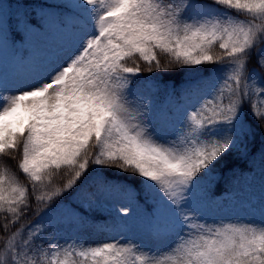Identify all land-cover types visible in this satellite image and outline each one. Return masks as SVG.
<instances>
[{"label":"snow or ice","instance_id":"obj_1","mask_svg":"<svg viewBox=\"0 0 264 264\" xmlns=\"http://www.w3.org/2000/svg\"><path fill=\"white\" fill-rule=\"evenodd\" d=\"M9 48L17 71L0 75V156L19 153L11 159L29 183L0 166V264H264V211L258 222L203 215L205 180L264 136V0H62L12 15L0 3ZM136 57L148 72L211 67L188 82L192 102L154 123L128 99ZM92 176L71 215L83 220L94 199L121 193L129 204L116 216L136 211L153 246L51 234L54 199ZM29 184L36 219L25 225Z\"/></svg>","mask_w":264,"mask_h":264},{"label":"trees","instance_id":"obj_2","mask_svg":"<svg viewBox=\"0 0 264 264\" xmlns=\"http://www.w3.org/2000/svg\"><path fill=\"white\" fill-rule=\"evenodd\" d=\"M3 7H9V14L31 12L33 4L37 1L30 0H0ZM214 52L221 54L222 50L218 45ZM161 64H165L169 59L167 56L157 53ZM136 62L141 67L140 74L136 77L137 82L152 80L157 85L155 96L157 104L163 105L168 102L167 106L171 109L170 103L174 99L177 103L185 101L190 103L194 99L192 96H185V89L189 81L199 79L205 75L203 68L211 66H196V67H174L168 71L148 72L147 65L136 57ZM129 66H134L129 61ZM252 67V64L249 65ZM256 71L260 77L264 79V70L259 68ZM175 93L176 95H173ZM170 97V99H168ZM188 98V100H186ZM170 100V101H169ZM227 101L225 100V103ZM251 143L247 154L232 155L226 158L219 166L214 169L213 174L205 180L207 187L208 199L204 202L205 212L204 217L209 221L224 220H254L260 221L261 213L264 211V163L261 162V152L264 151V136L256 132L255 138H250ZM11 156L19 157V153H11L9 155L0 156V166L7 167L10 172H14L20 182L29 183L22 173L16 167L17 160L11 159ZM91 167V166H90ZM54 177V183L62 186L66 177L63 172ZM99 179H103L100 177ZM83 187L78 184L76 188L63 193L53 201L52 206L59 205L52 212L48 219L51 220L55 227L53 235H59L61 240L81 237L76 233L84 224L90 223L95 229H100L105 232L103 240H127L129 238L143 241L148 246H153L152 240L146 230V221L136 211L127 217H117L113 211V207L119 208L122 204H129L128 199L121 193H114L111 196H99L93 200V209L88 213L83 220L73 217L71 213L74 207L81 203L83 195L91 191L92 185L96 184L98 178L84 177ZM117 181L113 180V183ZM124 183V181H120ZM29 196L31 208L26 216L22 217L20 224H28L33 222L36 217L33 215L32 209L36 207L35 201L31 199V185L29 184ZM135 199L131 201V205H135ZM142 207V205H141ZM64 211V212H62ZM3 223V217L0 216V224ZM19 227V224L17 225ZM50 233H45L49 235ZM5 234L0 232V237Z\"/></svg>","mask_w":264,"mask_h":264},{"label":"rangeland","instance_id":"obj_3","mask_svg":"<svg viewBox=\"0 0 264 264\" xmlns=\"http://www.w3.org/2000/svg\"><path fill=\"white\" fill-rule=\"evenodd\" d=\"M30 1H37V4L32 5L31 12L32 11L39 12L41 5L59 4L62 2V0H30ZM50 24L54 26L55 24L54 18L50 20ZM50 35H54V32H51ZM24 56L25 58H27L28 53L24 52ZM16 71H17L16 53L11 48H9L7 51L0 49V75H7L9 78H12L16 73ZM156 90H157V85L152 80L148 79L139 83L136 81V78H134L131 84L129 85V94H128L129 100H132L134 102H143L150 107L151 109L150 116L153 117L154 123H158L157 118L162 113L168 112L170 114L176 104V101L172 99L170 103L171 109H169L166 104L159 106L157 104V97L155 96ZM186 100H188V98H186ZM182 103H185V101H183ZM76 233L81 237V239L88 241H101L104 239L103 237L105 235V232L103 230L95 229L94 225L90 223L84 224L80 229L77 230ZM169 242L170 241H165L164 244H167ZM154 243L156 242L152 241V244Z\"/></svg>","mask_w":264,"mask_h":264}]
</instances>
